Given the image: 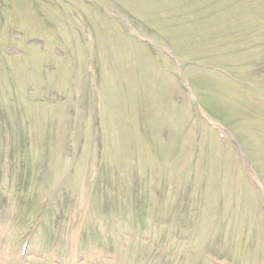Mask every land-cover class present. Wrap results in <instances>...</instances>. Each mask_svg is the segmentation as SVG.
<instances>
[{"label": "rangeland", "instance_id": "1", "mask_svg": "<svg viewBox=\"0 0 264 264\" xmlns=\"http://www.w3.org/2000/svg\"><path fill=\"white\" fill-rule=\"evenodd\" d=\"M0 264H264V0H0Z\"/></svg>", "mask_w": 264, "mask_h": 264}, {"label": "trees", "instance_id": "2", "mask_svg": "<svg viewBox=\"0 0 264 264\" xmlns=\"http://www.w3.org/2000/svg\"><path fill=\"white\" fill-rule=\"evenodd\" d=\"M18 148H19V146L17 145V150L20 151L21 149L20 148L18 149ZM20 154L22 155V153H20ZM40 177H42L43 179H45L48 176H47V174H41ZM97 202H99V201H97Z\"/></svg>", "mask_w": 264, "mask_h": 264}]
</instances>
